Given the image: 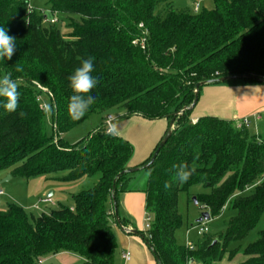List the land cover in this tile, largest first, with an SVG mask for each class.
<instances>
[{
    "label": "trees",
    "instance_id": "1",
    "mask_svg": "<svg viewBox=\"0 0 264 264\" xmlns=\"http://www.w3.org/2000/svg\"><path fill=\"white\" fill-rule=\"evenodd\" d=\"M169 1L46 0L53 12L70 18L72 31L65 35L57 24L46 25L38 11L28 13L25 0H0V27L17 44L15 61L0 59V75L23 80L17 83V110L0 107V171L23 178L64 172L56 179L61 183L98 179L71 194L70 204L58 202L37 218L16 203L0 208V264H37L60 252L77 254L85 264H114L117 240L110 214L117 212L127 226L119 200L128 189L129 174L120 175L115 186L114 180L128 169L133 146L106 133L105 124L104 131L75 144L62 138L64 133L97 111L106 117L124 109L125 116L170 121L193 103L199 82L257 81L245 76L219 81L240 75L264 78V0H214L213 9L198 11L177 9ZM135 38L145 43L134 44ZM88 57L99 77L92 89L96 99L74 120L67 110L73 94L68 77ZM48 93L52 136L46 131L45 109L37 102ZM193 109L175 117L171 137L145 169L146 209L154 219L148 237L143 235L158 264H212L225 256L232 261L235 249L229 247L242 242L264 215V136L216 116H202L193 124ZM180 171L189 173L187 179L178 178ZM199 184L206 191L195 197L210 219L230 203L236 214L218 238L207 236L191 250L176 240L182 226L178 201L181 191ZM244 254L236 264H264V230Z\"/></svg>",
    "mask_w": 264,
    "mask_h": 264
},
{
    "label": "crops",
    "instance_id": "2",
    "mask_svg": "<svg viewBox=\"0 0 264 264\" xmlns=\"http://www.w3.org/2000/svg\"><path fill=\"white\" fill-rule=\"evenodd\" d=\"M209 99L211 115L207 114L209 110L206 103ZM199 104L200 110L195 111ZM125 114L122 109L112 113L117 117L113 134L126 139L133 146L128 168L140 167L154 153L170 121L167 118L147 119L141 115L125 116ZM256 114H260L259 120L254 118ZM202 116H216L232 121L246 116L252 117L249 128L253 127L254 133L261 136L264 132V83L260 81L216 83L199 96L191 119ZM136 172L129 174L128 189L120 193L119 214L126 221V227L144 233L148 237L145 188L149 174L147 171ZM112 214L110 222L117 240L114 264H158L145 239L139 234L124 231L117 222L115 211ZM125 253H130L128 260L123 257ZM85 262V259L77 254L60 252L44 258L37 264H85Z\"/></svg>",
    "mask_w": 264,
    "mask_h": 264
},
{
    "label": "rangeland",
    "instance_id": "3",
    "mask_svg": "<svg viewBox=\"0 0 264 264\" xmlns=\"http://www.w3.org/2000/svg\"><path fill=\"white\" fill-rule=\"evenodd\" d=\"M38 7H41L44 10H47L42 15H47L48 18H52L53 11L50 9V6L46 4V0H39L36 2ZM169 3L173 5L177 9H186L195 8L196 5L199 6V10L204 9H213L215 7L214 0H170ZM166 4L161 5L159 7L160 10H165ZM51 11V12H50ZM58 21L52 22V21H45L44 23L46 25L49 24H57L62 32L66 35L70 33L72 30L70 29V18H68V15L63 13L55 12L54 15ZM75 20H78L79 18L77 16H73ZM140 28H143V24H140ZM144 38L140 41L138 39H134L133 43H141L144 44ZM16 59H11V61H15ZM21 61H24V58L20 59ZM32 64V63H31ZM28 64V65H31ZM2 69V68H0ZM13 80H19L17 78H12ZM23 82V80L17 81ZM26 85V84H25ZM216 83H208L202 86L199 96L203 95L205 93V90H210ZM44 91L46 88L39 86ZM44 95H46L44 97ZM50 95L49 94H43L42 99L45 103V121H46V131L48 135L52 136L54 135V127L52 124V106L50 104ZM52 96V95H51ZM44 97V98H43ZM206 106L208 107L207 114L211 115V103L210 99L206 103ZM124 110V109H122ZM200 110V104L197 106L195 111ZM117 110H112L107 113L112 114L116 113ZM125 111V110H124ZM126 112V111H125ZM105 124V114L101 112H94L91 114V116L85 120L84 122L80 123L79 125L73 127L68 132L64 133L62 135V138H64L68 143L75 144L79 142L80 140L84 139L87 135L92 134L93 132L103 129V125ZM250 131L252 133L255 132V129L253 127L250 128ZM264 136V132H262L261 137ZM141 170L136 173H143ZM147 173H149L147 171ZM64 174V172H56L51 173L50 175L46 176H40L35 178H23V177H11V179L2 182L4 179H6L9 175H11L7 170H1L0 171V188L4 190L5 194L1 197L0 202V208H4L8 203H16L23 207V209L26 211V213L30 217L37 218L42 213H47L51 209L55 208L58 204V202H62L65 204L71 203L70 194L79 192L83 189H87L91 186H93L96 183V178H84L81 181L75 182V183H61L58 182L56 179L61 177ZM256 187H252L250 189H246L243 194H248L252 192ZM53 192V195L51 197H48V194L50 192ZM206 188H204L203 185H194L192 186L188 191H181L179 193V201H178V210L179 213L182 216V226L176 231V240L179 244L187 245L188 243H193L194 249L196 248L197 244L199 245L200 242H202L203 239H206L207 236L214 237L215 239L219 237L220 232L224 231L226 228V225L229 221V219L236 214V211L233 210L230 206L224 209L222 214L218 217L211 218L207 221H204V223L207 228L208 232L205 237L202 238L203 235H200L198 233L197 229H193L192 226L196 225V220L201 216V214L205 211H207L206 207L202 202L196 203L194 201V197L196 194L205 192ZM69 194V195H68ZM50 198V203H43L42 200ZM68 198V199H67ZM39 206L40 208L37 209L36 206ZM113 211H111L110 218L113 216ZM152 216V221L154 219V215L150 213ZM264 230V215L260 219L259 223L256 225L255 228H253L249 235L240 243L233 244L229 247V249H235L234 252V259L232 261H229L227 256L220 261V262H213L212 264H236L241 261H243L246 256L244 254V251L248 248L250 243L254 242L258 236L260 231ZM199 263V262H198Z\"/></svg>",
    "mask_w": 264,
    "mask_h": 264
},
{
    "label": "clouds",
    "instance_id": "4",
    "mask_svg": "<svg viewBox=\"0 0 264 264\" xmlns=\"http://www.w3.org/2000/svg\"><path fill=\"white\" fill-rule=\"evenodd\" d=\"M16 39L8 34L5 27H0V59L10 61L16 52ZM17 71L20 68L17 67ZM92 57L81 60L80 66L68 77L73 94L69 97L67 110L70 118L79 120L89 109L96 95L92 92L98 81ZM18 84L10 74L0 75V107L7 112H15L18 107ZM180 180L187 179L189 173H177Z\"/></svg>",
    "mask_w": 264,
    "mask_h": 264
},
{
    "label": "water",
    "instance_id": "5",
    "mask_svg": "<svg viewBox=\"0 0 264 264\" xmlns=\"http://www.w3.org/2000/svg\"><path fill=\"white\" fill-rule=\"evenodd\" d=\"M242 76H245V77H248V78H251V79H255V80H257V81H260V82H263V83H264V78L256 77V76H254V75L228 76V77L220 78L219 81L224 82V81L231 80V79H233V78H235V77H242ZM208 83H212V81H204V82H199V83H197V84H196V89H195V98H194L193 103H192L189 107H186V108L182 109L181 111H179V112H177V113H174V117L170 120V122H169V126H168V129H167L165 135L163 136L162 140H161L160 143L158 144V146H157L156 150L154 151V153L152 154L150 160H149L147 163H145L144 165L140 166V167L128 168V169L122 171V172H121L119 175H117V177L115 178V180H114V186H115V183H116L117 178H118L120 175H122V174H124V173L131 174V173L136 172V171H138V170H144V169H147V168H149V167L154 163V161H155L156 158L158 157V155H159L161 149L165 146V144L167 143V141L169 140V138L171 137V135H172V133H173L175 117H176L177 115H179L180 113H182L184 110H186V109H190V110H191V109H193V108L196 106V104H197V102H198V100H199V89H200V87H202L203 85L208 84ZM11 177H12V175H9V176H8L6 179H4L2 182L11 179ZM52 194H53V192L51 191V192L48 194V197H51ZM113 201H114V202H113V204H114V209L117 211V203H116V200L114 199ZM194 201H195L196 203L198 202L197 199H196V197H194ZM71 208H73V206H71ZM210 217H211L210 212H209V211H205V212H203V213L201 214V216L196 220V222H197V223H202V222H204V221L209 220ZM116 219H117L118 224L120 225V227H121L124 231H126V232H128V233H136V234L141 235V236L145 239V241H146L148 247H149L152 251H154V249H153V247H152V244L150 243L149 239H147V238L143 235V233H140V232H138V231H136V230H134V229H130V228H128V227H126V226H123V225L121 224L117 212H116ZM157 259H158V257H157Z\"/></svg>",
    "mask_w": 264,
    "mask_h": 264
},
{
    "label": "built area",
    "instance_id": "6",
    "mask_svg": "<svg viewBox=\"0 0 264 264\" xmlns=\"http://www.w3.org/2000/svg\"><path fill=\"white\" fill-rule=\"evenodd\" d=\"M26 1V8H27V12L28 13H33L35 11H38L39 13L44 14L45 11L42 9L41 7H38L36 4V2H38L39 0H25ZM195 11L199 10V6L196 5L194 8ZM51 12V11H50ZM55 12L52 13V18H48L47 15H45V21H52V22H57L58 19L54 16ZM37 102L39 104H41L42 108L44 109V107L46 106L45 103L43 102V99L41 96H39L37 98ZM254 118H256L257 120H259L261 118L260 114H256L254 115ZM117 117L115 115L112 114H108L105 117V131L106 133H113L114 132V125L116 122ZM197 122V119H192V123L195 124ZM235 123L237 124V126L241 127V126H250L252 124V117L246 116L243 117L239 120H236ZM5 192L3 189L0 188V202H1V197L4 196ZM51 199L50 198H46L44 200H42L43 203H50ZM37 209H39L40 207L37 205L36 206ZM152 221V216L150 214L147 215L146 217V229L148 230L150 228V223ZM193 229H197L198 233L200 235H204L208 232V228L204 223H197L196 225L192 226ZM189 249H194V245L193 243H188L186 245ZM123 257L125 259H129L130 258V253H125L123 255ZM42 260H40L38 263H41ZM193 264H201L198 262H194Z\"/></svg>",
    "mask_w": 264,
    "mask_h": 264
}]
</instances>
